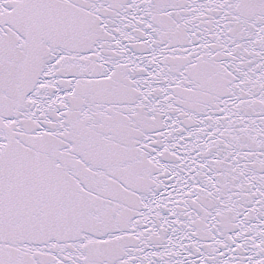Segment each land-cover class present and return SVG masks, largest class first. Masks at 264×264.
Here are the masks:
<instances>
[{
	"label": "snow or ice",
	"instance_id": "6c2138e0",
	"mask_svg": "<svg viewBox=\"0 0 264 264\" xmlns=\"http://www.w3.org/2000/svg\"><path fill=\"white\" fill-rule=\"evenodd\" d=\"M0 264H264V0H0Z\"/></svg>",
	"mask_w": 264,
	"mask_h": 264
}]
</instances>
